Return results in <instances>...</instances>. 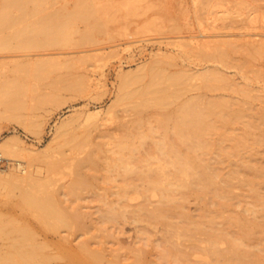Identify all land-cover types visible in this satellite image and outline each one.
Here are the masks:
<instances>
[{
	"label": "rangeland",
	"instance_id": "rangeland-1",
	"mask_svg": "<svg viewBox=\"0 0 264 264\" xmlns=\"http://www.w3.org/2000/svg\"><path fill=\"white\" fill-rule=\"evenodd\" d=\"M78 1L50 0V7L41 15L55 12L59 19L65 20ZM93 3L107 7L104 25L87 26L82 19H75L69 25L74 34L68 44L0 50V63H5L0 71V83L10 81L20 91L8 101H0V141L16 135L28 147L41 150L56 135L62 122H68L67 133L86 141L84 149L76 153L62 146L61 141L55 147V150L63 149L75 165L74 173L66 169L54 176L57 204L69 226L50 227L42 218V211L25 203L21 188L13 187L0 197V264L33 261L93 264L85 246L98 248L97 242L108 235L107 246L121 248L120 254H125L141 242L142 225L150 232L148 258L157 260L152 249L162 239L159 222L150 223L147 219L141 224L123 222L116 230L110 224H102L100 211L105 202L117 198L115 193L124 184L121 170L113 171L111 166L120 156L131 152L139 158L154 155L152 141H141L139 132L158 139L160 135L149 132L150 128L157 125L159 114L171 112L178 103L167 107L123 105L117 100L121 75H126L132 87L138 88L149 81L152 68L161 69L166 75L184 69L192 72L207 67L217 69L233 86L215 90L201 87L186 93L178 102L194 94L223 97L250 102L264 117V56L257 55L260 50L264 52V0L249 3L245 9H237L236 0H228L214 9L200 0H132L131 3L94 0ZM128 6L132 7L130 13L126 11ZM226 13L234 16L218 18ZM85 32L88 39L82 38ZM36 38L42 41L45 36L39 34ZM196 39L209 42V52L214 55H201ZM219 51L225 53L226 62L216 56ZM38 69L35 76L33 71ZM69 82L75 86L68 87ZM195 82L201 85L202 80ZM244 87L258 98L238 90ZM96 111L100 113L88 119ZM220 124L219 129L208 135L213 143L223 141L231 146L232 142L226 138L228 133H248L242 123L229 128ZM254 132L264 135V126ZM133 146L137 148L134 151ZM55 150L50 152L54 154ZM216 152L214 147L202 155L214 162ZM88 153L93 155V160L81 163ZM241 155L264 164L262 145L251 144L241 150ZM20 158L27 159L25 154ZM6 164L8 169L17 166L15 160H7ZM219 167L222 173L229 170L227 163ZM236 192L245 194L242 189ZM142 200L130 202L129 209L136 208ZM184 210L197 215L205 207L189 197ZM225 213L235 217L245 214L243 206ZM84 242L88 245H83Z\"/></svg>",
	"mask_w": 264,
	"mask_h": 264
},
{
	"label": "bare ground",
	"instance_id": "bare-ground-1",
	"mask_svg": "<svg viewBox=\"0 0 264 264\" xmlns=\"http://www.w3.org/2000/svg\"><path fill=\"white\" fill-rule=\"evenodd\" d=\"M93 1L79 0L67 18L61 20L55 12L41 15L50 7V0H0V50L68 44L74 34L69 25L78 18L87 26L101 27L106 20L107 7L96 6ZM226 1L200 0L211 9ZM236 1L237 9H245L249 3L257 2ZM126 9L130 13L132 7ZM232 16V13H226L218 18ZM39 34L45 36L42 41L36 38ZM82 38L88 39V32L83 33ZM195 44L204 57L214 55L209 52V42L196 39ZM257 55L264 56L263 50ZM216 56L222 62L227 61L222 51ZM4 64L0 63V71ZM33 74H39V69ZM200 78L202 83L198 85L195 80ZM72 85L75 86L67 83L68 87ZM17 86L10 81L0 83V101L19 95ZM132 86L127 76L121 75L117 100L123 105L167 107L175 102L178 104L171 112L159 114L157 125L150 128L149 132L160 135L158 139L150 133L139 132L141 141H152L154 155L139 158L131 152L120 156L111 166L113 171L121 170L119 174L124 177V184L121 191L115 193L116 199L105 202L100 219L102 224H110L116 230L123 222L141 224L145 219L150 223L159 222L162 239L152 249L156 251L157 260H151L148 258L150 232L146 226L140 228L141 242L122 255L121 248L107 246V235L104 239L99 238L98 248H84L93 264H264V164L241 155V150L248 149L251 144L264 146V135L254 132L264 126L263 113L250 102L210 98L203 94L187 96L178 102L186 93L201 87L215 90L233 86L228 77L208 67L194 72L184 69L170 75L152 68L146 84L138 88ZM238 90L253 99L258 98L247 87ZM99 113L89 114L88 119ZM220 122L228 128L242 123L248 133H228L226 138L232 142L231 146L223 141L213 143L208 135L219 129ZM67 125L68 122H62L56 135L41 150L28 147L16 135L0 141V153L7 160H15L17 165L11 169L6 166L7 169L0 171V197L13 187L23 189L25 203L42 211V218L52 228L69 226L55 197V173H64L66 169L70 173L75 171L72 159L63 149L55 150L56 144L61 141L62 146L75 153L82 151L86 144L85 140L67 133ZM214 147L217 157L213 162L202 153ZM132 148L133 151L137 149ZM52 149L54 154L50 152ZM22 154L27 159L22 161ZM92 156L88 153L82 162H78L92 161ZM226 163L229 170L222 173L219 165ZM237 189H242L245 194L237 193ZM189 197H194L205 211L187 214L184 209ZM246 198L249 201H245ZM140 199H143L141 203L130 210V202ZM242 206L244 215L235 217L225 213ZM29 264L44 263L33 261Z\"/></svg>",
	"mask_w": 264,
	"mask_h": 264
},
{
	"label": "built area",
	"instance_id": "built-area-1",
	"mask_svg": "<svg viewBox=\"0 0 264 264\" xmlns=\"http://www.w3.org/2000/svg\"><path fill=\"white\" fill-rule=\"evenodd\" d=\"M7 159L0 153V171L6 167Z\"/></svg>",
	"mask_w": 264,
	"mask_h": 264
}]
</instances>
